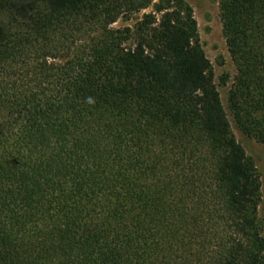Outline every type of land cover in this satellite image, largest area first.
Instances as JSON below:
<instances>
[{
    "label": "trees",
    "instance_id": "trees-1",
    "mask_svg": "<svg viewBox=\"0 0 264 264\" xmlns=\"http://www.w3.org/2000/svg\"><path fill=\"white\" fill-rule=\"evenodd\" d=\"M220 16L264 144V0ZM261 187L188 0H0V264H264Z\"/></svg>",
    "mask_w": 264,
    "mask_h": 264
},
{
    "label": "rangeland",
    "instance_id": "rangeland-1",
    "mask_svg": "<svg viewBox=\"0 0 264 264\" xmlns=\"http://www.w3.org/2000/svg\"><path fill=\"white\" fill-rule=\"evenodd\" d=\"M188 2L194 8L199 27L200 39L213 64L215 81L221 92L222 100L232 124V128L239 141L244 145L248 155L254 159L260 172L262 187L259 215L264 222V144L246 135L239 128L229 107L228 91L231 87L236 68L223 34V26L220 16V0H188ZM139 17H141V14L135 15L133 21L137 20ZM133 21H130V23ZM127 22L128 21L126 20H120L116 23V26L125 25ZM72 28L73 31H85L84 34H79L77 36L82 39H87L94 35L95 31H99L98 25L91 23L83 26H73Z\"/></svg>",
    "mask_w": 264,
    "mask_h": 264
}]
</instances>
